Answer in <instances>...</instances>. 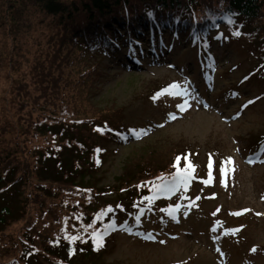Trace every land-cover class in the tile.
I'll list each match as a JSON object with an SVG mask.
<instances>
[{"label": "rangeland", "instance_id": "obj_1", "mask_svg": "<svg viewBox=\"0 0 264 264\" xmlns=\"http://www.w3.org/2000/svg\"><path fill=\"white\" fill-rule=\"evenodd\" d=\"M32 13L40 17L38 12ZM63 26L69 27L68 21L60 24L46 18L44 23L35 22L26 30L15 28L7 35L1 31L0 49L10 41L18 42L20 58L13 64V71H8L10 62L5 58L1 62L0 149H12L19 143L15 135L19 117L29 118L30 112L35 118L41 110L35 101L40 99L44 83L33 75V57L45 59L47 67L53 56L61 58L69 50L71 61L64 68L58 90L75 118L107 120L123 128L147 125L152 129L139 142L107 145L102 152V166L93 173L101 187L118 185L114 178L129 159H150L151 168L166 169L175 153H190L203 176L207 157L215 161L213 181L207 179L206 185L191 188L181 200L179 211L174 212L175 221L159 222L161 213L156 206L155 216L144 219L140 230L130 223L113 233L99 264H264V161L249 166L242 160L264 135V93L259 86L263 82L260 77H251L239 83L252 67L249 58L244 59L243 41L226 46L225 33L221 42H211L216 70L209 73V87L202 85L194 47L167 34H163L165 44L174 46L169 51L138 53V66H131L124 58L128 49L123 48L122 54L118 51L114 57L105 56V69L98 79L88 75L82 83L79 72H89L91 59L80 57L78 49L60 43L55 32H62ZM171 81L180 88L177 95L156 96L155 91ZM19 84L25 86L22 96L15 90ZM189 85L196 87V94L187 93ZM23 97L29 105L18 110L15 104ZM246 98L257 101L239 110ZM26 118L20 126L27 124ZM92 131L99 134L94 127ZM222 167L226 181L221 175ZM110 198L114 197H103V202ZM25 216L17 215L21 223L12 224L4 234H21ZM53 226L51 222L41 232ZM149 227L155 228L153 240L144 230Z\"/></svg>", "mask_w": 264, "mask_h": 264}, {"label": "trees", "instance_id": "obj_2", "mask_svg": "<svg viewBox=\"0 0 264 264\" xmlns=\"http://www.w3.org/2000/svg\"><path fill=\"white\" fill-rule=\"evenodd\" d=\"M46 18L60 24L68 21L69 27L63 26L55 35L59 34L60 43L78 49L80 57L91 59L89 72H79L82 83L88 75L98 79L105 56L114 57L128 45L127 38L139 44L150 30L151 43L157 45L155 38L167 31L196 43L197 33L212 29L211 19L219 18L228 31L244 36V59L248 57L252 65L248 71L259 74L264 90V0H0V33L26 30ZM26 19H30L27 24ZM19 50L18 42L12 41L0 49V64L4 58L10 62L8 71L20 58ZM70 55L68 50L61 58L53 56L47 67L45 59L33 57V75L44 83L38 97L45 102L35 101L41 108L35 118L27 112L29 118L17 119L19 143L0 149V264H99L109 246L101 247L98 237L111 228L110 220L115 223L116 217L125 215L124 220L138 221L133 214L151 210L157 203L153 192L170 182L177 170L184 173L187 168L177 165L180 153L172 156L166 169L151 168L150 159H129L114 178L118 185L96 183L93 173L101 168L107 145L128 143L134 134L107 120L75 118L58 90ZM24 88L19 84L15 90L22 96ZM28 105L25 97L15 104L18 110ZM24 118L27 124L20 126ZM166 170L172 172L165 182ZM106 196L114 198L103 202ZM19 214L26 215L21 234H4L12 224L21 223ZM51 222L54 226L42 233Z\"/></svg>", "mask_w": 264, "mask_h": 264}, {"label": "snow or ice", "instance_id": "obj_3", "mask_svg": "<svg viewBox=\"0 0 264 264\" xmlns=\"http://www.w3.org/2000/svg\"><path fill=\"white\" fill-rule=\"evenodd\" d=\"M179 159V157L177 158ZM224 174L223 167L221 168V175ZM189 177L187 173H181L179 170H177V173L173 176L172 181L164 184L161 186V190L163 191H172L174 188L180 186L181 184H186Z\"/></svg>", "mask_w": 264, "mask_h": 264}]
</instances>
